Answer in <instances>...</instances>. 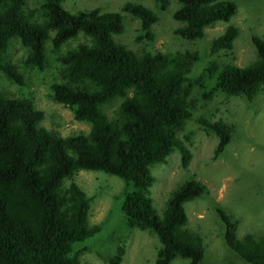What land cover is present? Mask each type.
I'll list each match as a JSON object with an SVG mask.
<instances>
[{
    "label": "trees",
    "instance_id": "obj_1",
    "mask_svg": "<svg viewBox=\"0 0 264 264\" xmlns=\"http://www.w3.org/2000/svg\"><path fill=\"white\" fill-rule=\"evenodd\" d=\"M164 1L158 0L160 9ZM62 2L41 0L31 9L25 0H0V74L23 86L20 66L9 56L10 40L17 38L25 50L20 65L29 71L47 66L44 43L49 40L60 79L50 84L49 99L89 127L86 133L63 137L39 126L43 112L31 98L0 92V264H80L82 250L74 245L96 235L100 226L88 223L90 199L74 181L79 171L101 172L125 182V226L156 237L154 264H171L176 258L200 264L203 242L187 228L184 205L207 197V186L190 176L170 193L161 217L149 196L151 169L165 164L172 150L178 151L182 169L190 164L191 153L177 132L192 118L187 83L197 56L152 53L145 47L137 52L116 42L114 36L124 29L122 13L138 21L136 43L153 41L151 26L157 15L144 5L126 2L120 12L94 8L72 13ZM176 2L172 18L180 26L174 34L185 41L202 39L206 28L228 23L237 12L233 0ZM238 33L227 25L211 41L210 55L231 52ZM78 35L86 42L60 50ZM250 40L256 57L249 65L211 60L202 70L196 81L206 86L201 87L203 101L224 95L251 103L264 92V38L252 35ZM116 99L120 102L108 118L103 109ZM198 123L217 138L216 160L230 143L232 130L220 120L199 118ZM214 210L226 247L246 264H264V234L238 237V222L221 207ZM124 252L121 243L103 256L105 263L121 264Z\"/></svg>",
    "mask_w": 264,
    "mask_h": 264
},
{
    "label": "rangeland",
    "instance_id": "obj_2",
    "mask_svg": "<svg viewBox=\"0 0 264 264\" xmlns=\"http://www.w3.org/2000/svg\"><path fill=\"white\" fill-rule=\"evenodd\" d=\"M29 8L35 9L41 0H25ZM236 14L228 23L218 22L204 30V37L197 41H185L174 34L180 26L173 20L172 13L177 9L176 0H166L160 9L158 0H63L62 6L74 13L79 10L99 8L101 11L120 12L126 2L144 5L157 15L151 26L154 35L149 45L136 43L139 24L136 19L122 13L123 32L114 36L115 41L128 49L162 54H195L188 75L187 86L191 97L192 118L187 120L177 137L189 149L191 161L187 169L180 166V155L176 149L166 158L165 164H156L151 169L154 183L149 189L153 208L158 217L162 216L170 193L194 176L204 183L209 195L184 205L187 228L199 235L203 242L204 257L200 264H246L232 253L223 242V225L215 213V206L221 207L238 222L237 236L264 234V92H259L251 103L242 97L215 95L209 101L201 99L202 88L206 86L196 79L211 60L218 64L245 67L255 60V50L250 37L264 38V0H233ZM38 14V13H36ZM39 16V14H38ZM227 25L238 29L232 51L210 55L211 41L222 34ZM51 35V34H50ZM79 36V35H78ZM68 40L61 46L65 52L80 43L86 42L83 36ZM11 61L19 64L25 78L23 86H17L0 74V92L12 98L27 97L33 100L35 108L43 112L39 126L54 130L65 137L88 132V125L76 122L69 109L49 99L50 84L60 82L59 65L55 55L50 53L49 40L44 43L48 50V64L42 71H29L20 65L25 50L18 39L9 42ZM190 85V86H189ZM206 89V88H205ZM116 99L104 107L108 118L119 104ZM199 118L207 121H222L231 128V139L223 153L213 160L217 138L206 133ZM190 135L189 141L185 140ZM74 181L90 199L88 223L99 225L100 231L89 239L76 243L75 250H82L80 264H106L104 255L113 253L116 246L123 243L125 252L121 264H154L159 245L149 231L128 230L121 212L123 193L126 184L123 180L101 172L79 171ZM171 264H188V260L176 258Z\"/></svg>",
    "mask_w": 264,
    "mask_h": 264
}]
</instances>
